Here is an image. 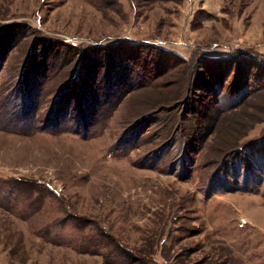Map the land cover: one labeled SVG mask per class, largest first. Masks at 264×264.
Segmentation results:
<instances>
[{"label":"rangeland","instance_id":"obj_1","mask_svg":"<svg viewBox=\"0 0 264 264\" xmlns=\"http://www.w3.org/2000/svg\"><path fill=\"white\" fill-rule=\"evenodd\" d=\"M0 264H264V0H0Z\"/></svg>","mask_w":264,"mask_h":264}]
</instances>
